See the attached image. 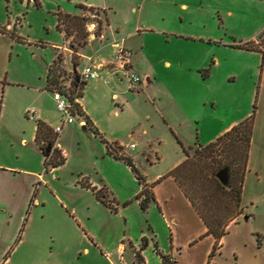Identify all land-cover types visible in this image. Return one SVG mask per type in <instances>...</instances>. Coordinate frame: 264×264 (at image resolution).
Here are the masks:
<instances>
[{
  "label": "rangeland",
  "instance_id": "374dc122",
  "mask_svg": "<svg viewBox=\"0 0 264 264\" xmlns=\"http://www.w3.org/2000/svg\"><path fill=\"white\" fill-rule=\"evenodd\" d=\"M99 1L101 7L106 2L117 5L116 10L107 9L112 24L129 20L135 29L139 26L142 31L137 37L144 41L147 63L159 79L137 90L124 72L119 75L111 69L115 76L108 82H87L82 101L93 111L95 125L110 143H137L136 148L123 150L132 156L148 181L157 180L159 174L167 175L184 161L180 142L187 148H195L196 142L207 145L223 135L232 122L239 124L248 112H256L264 68V0ZM86 3L0 0V161L41 173L37 201L26 207L22 232L7 250L17 226V212L12 218L0 212V264H121L116 246L121 241L140 243L143 237L152 240L150 224L157 230L162 249L170 242L161 209L154 206L144 210L137 201L140 186L134 171L124 160L111 155L102 138L86 129L78 117L59 138L65 162L56 169L46 165V155L33 143L26 146L20 142L23 124H33L41 111L50 113L54 126L62 114L47 83V67L55 60L56 52L64 58L58 66L66 72L60 79L65 85L81 70L79 42H84L83 34L89 32L88 44L92 33L96 35L100 27L103 33L108 26L105 10L81 8ZM131 3L139 7L137 11L131 10ZM183 3L189 8L182 7ZM60 11L90 19L80 35L74 32L70 36L66 50H56L67 41L65 32L58 28ZM148 28L154 30L148 32ZM161 28L182 38L168 37ZM119 29V35H124ZM115 32L109 34V41L104 40L106 45L101 49L99 41L86 44L84 53L110 58L112 47L107 43L113 40V34L118 35ZM255 36L254 41L249 40ZM71 43L78 53L70 48ZM165 59H171L173 66H165ZM73 60L79 63L73 65ZM25 115L32 119L29 123ZM27 180L24 174L18 181L22 194L29 186ZM0 182L6 187L10 182L14 184V179L0 173ZM88 184L103 190L102 198ZM4 193L0 186V194ZM24 201L20 203L25 205ZM263 211L261 200L245 207L251 217L229 228L220 253L213 258L217 264L249 262L242 243H251L256 237L249 226H261ZM209 242L207 239L203 246ZM86 246L90 251H85ZM146 247V264H163L153 243ZM98 252L104 253L103 258ZM203 256L198 253L195 264L207 259Z\"/></svg>",
  "mask_w": 264,
  "mask_h": 264
},
{
  "label": "crops",
  "instance_id": "0c3cea01",
  "mask_svg": "<svg viewBox=\"0 0 264 264\" xmlns=\"http://www.w3.org/2000/svg\"><path fill=\"white\" fill-rule=\"evenodd\" d=\"M153 1L154 0H149V2H153ZM8 2H10V0H8ZM99 2H100L99 0H91V1L87 0V3L84 5L87 7H98L104 10H107L109 8H111L112 10H116L115 8H117V5L115 3H112V5L109 6L108 3L106 2V5L101 7V5H99L100 4ZM182 7H184L185 9H188L189 5L187 3H183ZM130 8L132 11H137L139 7H137L134 3H131ZM107 15H108V11H107ZM133 24L134 23H132L129 20L124 21L123 23H119V25L118 24L115 25L114 23L112 24L109 21V24L106 30H104V32L101 33V37L96 38L97 36L94 33H92L90 35L91 39L89 43L86 45V47L92 44L94 41H99L100 43L98 46L99 49H101L102 47L106 45L103 42L105 39L109 41V34L113 33V31L118 32V35H119L121 32L119 28H122L125 34L122 36L113 34V40L107 43L110 45V47H112V55L110 58L99 55V54H97L96 56L86 55L84 53V48L86 47H82V49L79 52V54L81 55L80 69H82L85 66V64L88 62L86 57L92 56L93 59L98 64H100L98 66L100 77L92 79V80L102 81L103 79L105 82H108V79L113 78L115 76L111 70L113 69V65H112L113 55L115 52V47L113 43L116 41H121V42H124L125 45L132 51L130 68L134 70L135 72H137L138 74H140L145 79L136 89L140 90V87H143V86L148 87L150 84H152L153 79L154 80L156 79L158 81L159 76H158L157 71H155L152 68V66L150 64L148 65L147 63V58L143 51L145 49L144 41L143 40L140 41L137 37V36H140V33L142 30H140L139 26H137L135 29V26ZM145 30L148 32H152L154 29L148 28ZM161 31L167 34L168 37L182 38V36L178 34L169 35L171 33L167 32L165 28H161ZM196 38L187 37L186 39L193 40ZM205 38L206 37H198L197 39H200L202 41H206L210 39L208 37L206 39ZM255 38H257V36L249 40L254 41ZM66 40L67 41L66 43L63 44V46L57 47V48L64 49V50L68 49V39L66 38ZM133 40L136 41V44H135V41ZM163 63L167 67L173 66V62L171 59H165ZM51 64L48 65L47 71ZM120 74L121 73H119V75ZM261 74H262V83L260 86V93L257 98L254 132H253L252 144H251L249 159H248V169L245 174L244 185H243L242 205L244 206V208L248 207L249 204L251 205L254 204V202H256L257 200L264 201V68L262 69ZM50 91L52 92V90ZM83 97L84 96L79 98V103L83 106V109L85 110L86 114H88L92 118L93 111L89 108L87 103H83L82 101ZM154 104L156 103L154 102ZM1 110H2V105H1ZM251 114L252 112H248L246 116L249 117ZM23 118L27 120L28 123L29 121L32 120L31 118H28L26 115L23 116ZM38 120H42L43 122L48 124L53 129L54 133H56L55 128L58 124L61 123L62 114L59 115V117L57 118L56 123H55L56 126L53 125L51 115L46 110L41 111L37 115V119L34 118V122H32L33 124L30 125L31 122L29 123V125L23 124L24 127L21 132V139H20L21 144L29 146L31 143H33V146L35 148L43 151L38 141H36L37 130H38ZM74 122L66 125L60 133H56L58 134V138L56 139L55 146L58 147L59 138L61 137V134H63L65 132V129L71 124H73ZM81 123H85L84 127L88 129L85 121H81ZM166 123L168 124V122ZM236 123L237 121L232 122L230 125H228L224 129V131L225 132L228 131ZM144 132H146V130H144ZM198 136L199 135H197V138ZM115 142L123 146L125 150L134 149V148H130L129 144L135 143V142H130V143L129 142L120 143L118 141H115ZM115 142H112V143H115ZM136 147H137V143H136ZM124 153L129 155V153L127 152H124ZM28 158L29 157H27L26 159ZM185 158H186V155H185ZM50 167H52L53 169H56V167H53V166H50ZM0 173L5 174V175L6 174L12 175L14 179V184H11L10 182V184L6 187L4 186L2 182H0V186L5 189V193L2 195L0 194V212H2V214H5V216L8 215L10 218H12L14 216V213L17 212L16 213L17 226L13 232L14 234H12V236L10 237V241L8 242L9 243L8 247H6L5 249L7 250L10 247L11 243L13 242L14 238L19 233L21 234L22 232L21 227L24 221L26 207H31L32 203L37 201L36 199V196H37L36 190L38 186L37 179H39V176L41 175V173H39L38 170H35L32 168H22L17 165L8 164V163L1 162V161H0ZM169 173L167 175H161V174L157 175L156 178L158 179L153 182L148 181V179L146 178V181L150 184L151 189L154 192L155 198H156V200L150 204L147 210H149L151 207L158 206L162 212L161 213L162 220L164 221V224L166 225V227H168L170 230V242L168 246L166 247V249L165 248L162 249L157 239V230L155 226H152L151 224L148 225L149 232L152 234L150 236L152 240H150V238L148 239L149 240L148 246L151 243H153V248H154L155 243L158 242L160 249L164 253L170 254L174 258L175 264H181V262L185 264H195L197 261L196 258H197L198 253H204L203 257L205 258V256L211 251L212 245L213 243H215L214 241L215 238L212 234L207 233L208 227L206 223L204 222V220L202 219V217L200 216L196 208L193 206L192 202L187 197L183 189L180 187L177 180L174 178V176L170 175ZM24 174L27 175L28 177L27 181L29 182V186L26 189L25 194H22L21 187L18 185L19 184L18 181H20L23 178ZM15 182L17 184H15ZM90 186H93V185L91 184ZM88 188H91V187H88ZM24 199H25L24 201L25 205H22L20 201L23 203ZM137 201L140 203V200L137 199ZM21 211L22 213L19 214V212ZM249 217L251 216H248L244 210V213L237 220L230 223V225L228 226V233H229V228H232L235 225L241 224L242 219L249 218ZM263 217H264V211H263ZM249 227L250 229L255 230V231H251V233L254 232L256 237L252 238L251 243H244V242L242 243V246L245 248L244 251H246V254L250 259L249 262H247L246 264H264V219H263L261 226H256L254 224V226H249ZM85 234L88 235L89 233L85 231ZM258 234L260 235L261 241H259V239H256ZM226 235H224V237L221 239L222 246H223L222 240L225 238ZM251 235L253 236V234ZM207 239H210V242L206 246L205 245L203 246V243ZM94 244L97 246V248L102 246V245L101 246L98 245V242ZM141 244H142V241L140 243H135L133 241H129L127 243L125 241H121L115 248V251L117 252V256L119 259V263L121 264H131V263L132 264H146L145 258L143 256V250L141 251L143 262L142 263L136 262L135 250L139 249ZM203 247L205 248L204 250H203ZM84 249L87 252L90 251V248L88 246H86ZM100 250H103L102 247ZM103 254L104 253H102V255L101 254L99 255H101V257L103 258L104 256ZM215 256H217V254ZM213 258L211 259L212 263H216ZM208 260L209 258H207L206 260L204 259L200 264H207Z\"/></svg>",
  "mask_w": 264,
  "mask_h": 264
},
{
  "label": "trees",
  "instance_id": "16d2710c",
  "mask_svg": "<svg viewBox=\"0 0 264 264\" xmlns=\"http://www.w3.org/2000/svg\"><path fill=\"white\" fill-rule=\"evenodd\" d=\"M86 7L87 6L84 4L81 5V8ZM104 12L106 15L107 10ZM58 19V28L65 32L67 39H70V36L74 34V32L77 33L76 35H80L81 31L86 29L90 21L89 17L86 15L64 13L62 11L58 12ZM106 24H109L108 15H106ZM88 35L89 32L86 30V33L83 34L84 42L82 44L79 42V47H84L87 44ZM96 35H101V27L96 32ZM247 47L254 49L251 45ZM70 48L74 52H79L74 43L70 44ZM58 49L60 48H56V50ZM63 59V55L56 52V58L48 68V89L52 91L60 89L65 92V85L61 83L60 79L65 77L66 72L58 66L63 62ZM78 63V61L73 60V65ZM69 78L70 81L67 79L66 83H70L69 90L71 93V100L74 103L76 98H81L83 96V89L87 82L80 79L79 70ZM79 86H81V91L77 93V87ZM73 113L80 121H85L87 127L102 138L111 155L117 159L124 160L131 167L139 180L140 186V191L136 195V199L140 200L142 208L147 210L150 204L156 200L155 194L150 184L146 181L145 176L140 173L134 159L122 152L123 146L119 143H110L104 137L92 118L86 114L79 101L75 102ZM254 124L255 110L245 120L234 125L231 129L218 137V139L207 145L196 142L197 146L195 148L193 146L187 148L180 142L183 146L186 158L169 173L177 180L180 187L206 223L208 227L207 233L212 234L215 238V243L207 264H216L212 263L211 259L216 254L220 253L222 246L221 239L228 233V226L244 213L245 208L242 205L243 185L245 174L248 169ZM57 138L58 134L54 133L53 129L48 124L42 120H38L36 141H38L47 157L45 161L47 166L57 167L65 162L61 150L55 146ZM48 146H50L49 152L47 151ZM192 149H194L193 152ZM225 167L229 169V182L227 184H224L217 176L218 172ZM87 187H91L97 197L102 198L101 193L103 190H97L90 186V184H88ZM258 239L261 241L259 234ZM148 244V238L143 237L140 248L135 250L136 262H143L141 251L144 250ZM154 249L160 255L163 264H175L174 258L170 254L164 253L160 249L158 242L155 243Z\"/></svg>",
  "mask_w": 264,
  "mask_h": 264
},
{
  "label": "built area",
  "instance_id": "2783aa9c",
  "mask_svg": "<svg viewBox=\"0 0 264 264\" xmlns=\"http://www.w3.org/2000/svg\"><path fill=\"white\" fill-rule=\"evenodd\" d=\"M115 47V52L113 55V72L119 73L124 72L129 78L131 87L137 88L144 80V78L130 68L132 51L125 45L124 42L116 41L113 43ZM88 62L80 70V79L82 81L88 82L89 80L99 78L100 72L98 69V64L92 56L86 57ZM70 85V83H68ZM65 92L60 89H55L52 91L53 98L57 103L58 110L62 113V121L55 128L56 133H60L64 127L75 121V115L73 109H75V102L79 101V98L75 99L73 103L71 100L70 88L66 86ZM81 91V86L77 87V93ZM117 97V95H116ZM130 148H135L136 143L129 144Z\"/></svg>",
  "mask_w": 264,
  "mask_h": 264
},
{
  "label": "water",
  "instance_id": "95a60500",
  "mask_svg": "<svg viewBox=\"0 0 264 264\" xmlns=\"http://www.w3.org/2000/svg\"><path fill=\"white\" fill-rule=\"evenodd\" d=\"M49 150H50V146L47 149V151ZM217 176L224 184H227L229 182V169L227 167L221 169L218 172Z\"/></svg>",
  "mask_w": 264,
  "mask_h": 264
},
{
  "label": "flooded vegetation",
  "instance_id": "af4514ba",
  "mask_svg": "<svg viewBox=\"0 0 264 264\" xmlns=\"http://www.w3.org/2000/svg\"><path fill=\"white\" fill-rule=\"evenodd\" d=\"M48 148H49V146H48Z\"/></svg>",
  "mask_w": 264,
  "mask_h": 264
}]
</instances>
